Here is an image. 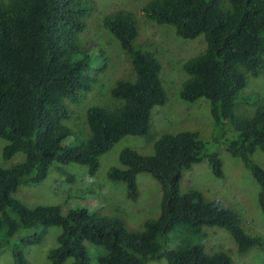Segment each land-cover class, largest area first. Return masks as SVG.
Masks as SVG:
<instances>
[{"label": "trees", "instance_id": "obj_1", "mask_svg": "<svg viewBox=\"0 0 264 264\" xmlns=\"http://www.w3.org/2000/svg\"><path fill=\"white\" fill-rule=\"evenodd\" d=\"M93 10L89 0H0L1 158L9 162L17 154L24 156L22 162L0 165V250L16 240L13 262L26 264L23 249L57 227L49 264H91L87 245L98 249L97 264L162 259L167 264H233L227 253H210L199 244L167 249L172 235L187 230L201 237L204 228L228 231L238 253L258 242L243 232L221 199L194 190L180 192L183 172L203 160L222 177L220 160L195 132L161 135L149 156L126 148L119 166L108 170L107 179L123 183L130 201L139 196L138 174L157 181L159 216L140 230L84 209L30 207L15 197L21 185L43 182L52 167L68 181L73 177L64 166L71 164L86 167L93 178L99 158L121 138L150 135L152 110L166 101L156 49L136 48L134 13L116 10L103 16L102 27L125 54L127 71L109 87L107 100L85 109L83 125L73 123L71 104L93 91L108 67L104 47L82 39ZM141 11L157 24L172 27L181 39L202 37V52L182 65L186 79L180 98L189 103L206 99L214 124L229 123L235 138L227 151L241 160L258 185L257 203L264 214V169L251 159L256 151L264 154V95L247 90L252 79L264 74V0H149ZM241 103L253 105L254 111L249 116L237 113Z\"/></svg>", "mask_w": 264, "mask_h": 264}, {"label": "rangeland", "instance_id": "obj_2", "mask_svg": "<svg viewBox=\"0 0 264 264\" xmlns=\"http://www.w3.org/2000/svg\"><path fill=\"white\" fill-rule=\"evenodd\" d=\"M94 10L87 18V31L82 36L85 42L100 44L106 50L108 67L101 74L100 81L93 91L81 101L71 104L76 125L83 123L85 109L92 103L108 99V89L116 80L124 76L128 68L125 54L117 42L102 27L104 15L116 10L134 13L138 25L136 48L152 49L159 55L163 68L166 101L156 106L151 113V130L147 137L125 136L107 153L99 158V168L93 178L87 175L86 167L71 164L64 166L66 174L73 177L68 181L66 175L50 168L47 178L34 186L21 185L15 197L28 206L61 205L63 210L84 209L90 213L105 215L120 220L129 230H140L149 220L156 219L160 213V188L155 179L148 174H138L136 183L139 196L136 201L126 198L123 183H112L107 179V172L119 166V155L128 148L143 156L153 154V143L163 134L175 135L180 132H195L206 144L209 152L215 153L221 162L222 177H217L207 160L193 165L183 172L179 181L181 193L199 191L208 199L218 198L230 208L238 220L243 232L258 240L256 246L244 253H238L230 233L219 228H204L202 236H193L191 231H180L170 237L168 250H175L179 245H202L210 253L224 252L233 264H264V214L257 203L258 185L239 158H233L227 151L228 144L235 138V132L225 123L216 126L211 117L210 105L206 99L193 103L180 98L181 84L186 79L182 65L197 56L204 49L202 37L184 40L177 37L174 29L157 24L147 18L141 7L149 0H89ZM158 58V59H159ZM248 91L264 95V74L249 82ZM254 111L253 105L237 104L236 112L249 116ZM83 125V124H82ZM79 128V127H77ZM83 132H86L82 126ZM4 141L0 139V165L9 166L22 162L24 156L17 154L9 162L1 158ZM253 162L264 169V154L256 151L251 157ZM57 227L47 229L41 242L23 249L26 264H49L48 252L56 246L59 234ZM18 244L11 240L10 245L2 244L0 264H14L11 247ZM19 245V244H18ZM91 264H97L95 247L87 245ZM147 264H167L165 260L149 261Z\"/></svg>", "mask_w": 264, "mask_h": 264}]
</instances>
